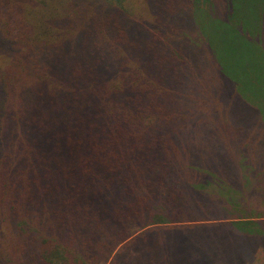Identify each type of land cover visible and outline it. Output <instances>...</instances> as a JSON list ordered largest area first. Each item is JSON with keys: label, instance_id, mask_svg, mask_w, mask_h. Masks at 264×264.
<instances>
[{"label": "trees", "instance_id": "trees-1", "mask_svg": "<svg viewBox=\"0 0 264 264\" xmlns=\"http://www.w3.org/2000/svg\"><path fill=\"white\" fill-rule=\"evenodd\" d=\"M263 180L264 0H0V264H250Z\"/></svg>", "mask_w": 264, "mask_h": 264}, {"label": "rangeland", "instance_id": "rangeland-1", "mask_svg": "<svg viewBox=\"0 0 264 264\" xmlns=\"http://www.w3.org/2000/svg\"><path fill=\"white\" fill-rule=\"evenodd\" d=\"M214 120V119H213ZM249 127H248V124L247 122L243 124V128L240 129V130H234L231 134L232 136H235V135H238L239 133H248L249 132ZM196 135L200 136L201 134L200 133H196V122L194 123V125L190 128V130H187L184 134V138H183V144L187 147H196V142H198V139H196ZM189 136V139H187V137ZM209 142V141H208ZM240 168L241 166H230V170L231 172H233L234 174L239 172L240 171ZM263 183H264V180H263ZM257 184H255L256 186ZM263 185V188H264V184ZM248 207L250 209H262L264 211V204H259L258 201H251L250 204H248ZM258 219H261V218H258ZM264 219V218H263ZM245 226H249L248 225H245ZM254 227H257V226H254ZM253 227V228H254ZM120 249V248H119ZM191 252V251H188V253ZM181 261V258L178 257ZM182 259L184 261L188 260L189 257H182ZM193 264H196L195 261H189ZM250 264H264V249L262 248H258L255 256H254V260L252 261V263Z\"/></svg>", "mask_w": 264, "mask_h": 264}]
</instances>
